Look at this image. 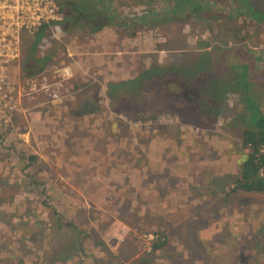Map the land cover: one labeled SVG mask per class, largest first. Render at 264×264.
Wrapping results in <instances>:
<instances>
[{"label":"rangeland","instance_id":"obj_1","mask_svg":"<svg viewBox=\"0 0 264 264\" xmlns=\"http://www.w3.org/2000/svg\"><path fill=\"white\" fill-rule=\"evenodd\" d=\"M171 1L103 0L108 3L111 15L125 19L124 22H129L128 27L116 28L115 23H106L94 33L83 30L76 23L72 28L74 32L63 40L64 33L57 25L61 17L53 0L55 21L45 22L48 27L34 56L35 59L48 57L51 63L39 76L24 77L22 68L25 64L20 62L19 50L16 64L7 71L6 85H0V128L9 132L5 139L7 144L16 138L24 144L25 152L35 157L31 174L49 181L45 188H50L47 191L52 203L58 205L56 208L63 213L76 209L85 214L95 213L96 209L90 220L91 235L97 240L100 237L107 246L104 249L107 254L131 255L136 251L133 264H162L167 263L169 257L175 264H242L239 259L247 264H264V220L259 219V214L264 211L263 193L234 196L231 205L224 207L227 215L223 212L219 217L214 216L218 219L215 221L211 214L208 220L212 222L203 229H199V225L204 224V220L192 222L180 249L181 258L188 255L189 261L180 262L179 254L173 256L171 248L176 247V241L170 235L167 236L169 248L158 250L154 256L146 255L157 227L164 230L162 225L168 224L180 230L183 222L189 221L188 215L176 211V206L185 208L189 204V209L190 203L194 202L197 213H205L209 210L208 204H197L196 196L202 193L210 202L208 192L230 195L227 184L236 173L241 150L237 131L252 129L251 123L245 122L247 117L260 115L264 118V28L262 33L247 29L248 21L240 19L235 0L204 2L205 9L202 10L210 9L211 21L205 20L201 9L190 12L194 0L180 1V8L172 9L171 16L166 15L165 8L173 7ZM241 27L247 37L233 43V35ZM196 39L206 41L208 48L194 49ZM207 56L212 64L207 66L210 70L205 71L214 76L192 84L194 79H188V75L193 73L187 74V70L196 59ZM201 63L197 65L199 70H202ZM229 63L234 64L230 73L238 78L246 75V80L251 82V101L248 99L247 105L237 92L230 91L233 80L226 69ZM143 65L162 69L157 71L163 75L151 76L150 84L138 87L137 96L131 94L134 98H128L125 93L122 99H113L110 85L134 80L140 71L138 68ZM223 79L227 89L221 95ZM51 91L57 92L56 98L47 96ZM154 91L162 98L158 95L156 103L147 104L144 100ZM116 104L119 108L122 105L131 107L133 119L126 120L111 113L110 110L116 111ZM155 105L170 113H161L152 122L146 121V110ZM248 106L256 109L250 110ZM99 135L103 136L100 138ZM7 147L0 143V182L14 184L20 180V165ZM111 147L124 150L122 156L130 154L135 166L110 155ZM84 170L90 175H84ZM176 176H184L179 185ZM211 176L220 177L215 180ZM189 177L200 182L199 188H190L188 183L192 178ZM84 182L85 187L81 188ZM95 184L96 189H93ZM124 188L130 189L134 197L135 193L142 197L136 201L129 197L127 202V219L132 215L139 217L136 222L142 230L140 233L123 224L121 219H115L116 224L109 225L108 218L103 216L102 211L107 209L115 191ZM26 195L16 193L14 196H20V199H15L13 207L14 196L6 209L0 208L3 222L9 223L12 217V230L6 228L10 236L0 241V248L5 249L3 255H9V250L15 247L20 248V244L27 252L33 249L30 242L21 241L20 234L27 233L26 229L30 227L31 219L27 217L40 209L32 202L33 197ZM71 195L75 203L69 199ZM162 195H165L164 199ZM90 196L94 203L86 200ZM77 197L81 199L77 200ZM118 197L125 199L122 195ZM260 202L262 210L258 206ZM166 214L169 216L164 217ZM193 214L191 211L190 215ZM44 215L48 212L41 213V222L51 225ZM244 219L247 221H242ZM41 247L36 242L39 254ZM3 255L0 264H11L9 260H2ZM23 259L27 264H33L29 261L30 255ZM113 259L108 260L113 262ZM91 263L89 258L84 264Z\"/></svg>","mask_w":264,"mask_h":264},{"label":"trees","instance_id":"obj_2","mask_svg":"<svg viewBox=\"0 0 264 264\" xmlns=\"http://www.w3.org/2000/svg\"><path fill=\"white\" fill-rule=\"evenodd\" d=\"M95 1L97 2L94 4L93 2L87 0H54L56 6L58 7V11L61 17V21L57 25L60 26L61 31L64 33L63 40L67 39V37L70 36L72 32H74L72 28H74L73 26H75L76 23L80 24V27L83 28V30L88 29L90 32H94V33L101 30V28L103 27L102 25H106V23L107 24L115 23L113 25H115L116 28L128 27L129 22H124L125 19L118 18V16H115L114 14L111 15L112 13L109 12L110 7L108 3L103 2V0H95ZM136 1H138L137 3H140V0H136ZM180 1L188 2L189 0H172L171 2L173 7L172 8L166 7L165 9H167V11L165 12V14L171 16L173 13L172 9H175L177 7H178L177 9H179L180 6L182 5V3H179ZM207 1L210 0H198V1L194 0V2H192V4L189 7V9L191 10L190 12L200 11V9L202 10V8L205 9L203 3ZM211 1H215V0H211ZM132 4H134L133 1ZM234 4L239 9L240 19L242 17V20L248 21V23L246 24V28L252 29L253 31H256L258 33H262L261 29L264 28V19H262L264 17V0H235ZM202 12L205 15L206 21L212 20V17L210 16L211 14L210 9L206 11L202 10ZM179 14H182V12H179ZM253 15H255L256 18H254ZM221 18L222 16H220L218 19L220 20ZM214 19L216 20V16ZM47 27H48L47 24H43L36 30V32L33 35L29 37H25L23 39L24 43H22L20 47V62H23V64H25L22 68V75L24 77L33 78L39 76L40 74L47 71L48 66L51 63V60L48 57H44L42 59L34 58L36 52V46L38 45L40 40L44 37V33ZM132 31L133 30H131V32ZM233 37L234 39L232 40V42L239 43L242 40H244L247 36L243 33V28L241 27L236 29ZM249 39L250 37L248 38V40ZM208 46L209 44L206 41L196 39L193 47L196 50H200V49H206L208 48ZM209 57L210 56H207L206 58L202 57L201 59L199 58L196 59L194 64L190 66L189 69L187 70V74L193 73L191 75H188V79L190 78L194 79L192 84H194V82H196L199 79H204L205 81H207L212 76H214L213 74L209 76L208 73L205 71L206 69H208L207 66L212 64L209 63L208 60ZM200 61H202L201 64L203 65L202 70H199L197 68L198 62ZM139 63L140 62H138V64ZM233 66L234 64L232 63L228 64V68L226 69L229 74H232L229 71H231ZM152 68L153 67L151 66L149 67V65L147 67L143 65L142 67L138 68L140 71L134 77L135 78L134 80L126 81V83L117 82L115 84H111L110 85L111 87H109V91L112 93L113 99L115 97H119L122 99L125 93H128L127 95L128 98H134L131 96V94L137 96V94L139 93L138 87L141 84L143 85H146L148 83L150 84L151 83L150 81H152L151 76H156V78H158L161 75H163V72L157 71L162 69H158V68L152 69ZM232 80H233V84L232 87L230 88V91L234 93L237 92L236 94L239 95V98H243V101H246V105H247L248 104L247 100L249 99L251 101V91H250L251 82L249 80H246V75L238 78V76L232 74ZM224 81L225 79H223L221 84V95H223L227 89L224 85ZM158 95L159 98H162V95L154 91L153 94L149 95L147 100L145 98H144L145 100L144 99L143 100L147 104L156 103L159 100V98L157 99ZM116 105H117L116 111L110 110L111 113H113L114 115H119L126 120L133 119V116L131 114L132 112L131 107L122 105V107L119 108L120 105L118 104ZM126 107L129 108L128 111L126 110ZM248 109L255 110L256 107L252 108L248 106ZM146 113L147 114L144 116L145 120L152 122L156 117V115H159L161 113L167 114L170 112L166 110H162L160 106L155 105L154 108L147 109ZM248 121L252 125L251 130L237 131V135L239 138V146L241 150L238 152L239 165L237 167L236 173L233 174V179L231 180V182H228L227 184L230 185L229 186L230 188L228 187L227 189L230 195L224 196V195H220V193L218 192L217 194L211 195V192L210 193L208 192L207 196H211L209 198L211 200L210 202L207 201L206 196H203L202 193L196 196L194 200L197 202V204L201 205V202L208 204L209 207L208 212L205 213L201 212L200 214H198L197 208L194 207L192 203H190V207L189 209H187L189 206L188 204L183 209V213L188 215L189 221L185 224L183 222V225L180 226V230L178 228H171L170 225L165 223H164L165 225H162L164 227V230H160V228L157 227L158 229L157 232L152 234L154 240L150 244L149 252L146 253L147 256H154V254L158 250H165L167 247L169 248V243L167 242V236L170 235L171 239L176 241L175 244L176 247L171 248V252L173 256L175 257V254H179L177 256L180 258V262H182V260L184 259H187L189 261L190 259L188 255L186 257L184 256L181 258L180 249L182 246H184L183 240L184 237L190 232L189 226L192 224V222L195 223L204 220L205 223L199 225L200 227L199 229H203L212 222L211 219L208 220L211 214L213 216L212 219L217 221L218 219H215L214 216L219 217L223 212L226 213L224 207H229L231 205L232 203L231 198H233L234 196L236 195L244 196L251 193L264 194V118L260 115L251 116L249 118L248 117L246 118L245 122ZM232 123L234 124V120ZM233 124H231V128ZM223 132L225 133L224 129ZM6 135L8 136L9 132L7 131L0 132V143L4 146H8L6 150H8L9 153L12 154L11 157L14 155L16 156L17 163L20 165L19 168L20 180L18 183H14V184H6L0 182V208L6 209V206H9L11 204L12 197L16 193H19L20 196L24 194H27L26 197L32 196L34 199L32 202H34L39 207L40 210H38L36 214L34 211V214L32 216L27 217V219H31V223L28 225V227L29 226L30 227L26 229L27 233L20 234L21 241L31 243L33 247L32 251H28V252L25 251L24 245L20 244L21 246L20 248L15 247L14 250H9V255H3L5 253L4 252L5 249L3 250L0 248V256L2 255L4 256L2 260H9L11 264H20L21 262L27 264V260L23 258H25L27 255H30L32 259L29 261H31L33 264H84L86 263V259L89 258L91 259L92 262L91 264H106V260L108 262L107 264H133V262L136 261V258H133L134 256H136L135 254L136 251L131 253L132 256L123 253H119L118 255L112 253L107 254L106 250H104L107 249V246H104L100 237H97L99 238V240H97L91 235V231L93 229L91 228L90 220L92 219L93 214L97 212L96 209L94 210L95 213L92 212L90 214H85L83 212L81 213L77 212L76 209L72 210V212L70 211L71 213L68 212L63 213L61 209L56 208V206L58 205L57 204L54 205L52 203L51 194H49V192L47 191L50 188L47 189L45 188V186H48L46 182L49 181H47L46 177H37L34 174L33 175L31 174V167L35 162V157L33 155H30L28 152H25L24 144L19 143V141L16 140V138H13V140L15 141L11 142L10 144H7L5 140ZM102 136L103 135H99L100 138ZM127 139L130 140V137H127ZM90 144L92 143L90 142ZM123 152L125 151L120 148L111 147L109 153L110 155H114L116 159L118 157L122 158L124 161L127 162L129 166L130 165L135 166V163L132 162L131 160L130 154L128 155L126 154L125 156H122L121 153ZM115 161L116 160H114V162ZM75 170L77 169L75 168ZM84 175L88 176L90 175V172L84 170ZM182 178L183 176L181 177L176 176V181L178 185L180 184L179 180H181ZM190 178H192L188 183L190 188H195V187L199 188L197 184H200V182L197 179H194L193 177ZM144 181H146V178ZM226 183L227 182H225V184ZM208 184L205 185L206 188L208 187ZM84 185L85 182L80 187L81 188L85 187ZM93 189H96V184L93 185ZM180 190L185 191L184 188H181ZM103 193L105 194V192ZM142 193L143 192H140V195H142ZM151 193H152V189L150 194ZM133 194L134 193L131 192V190L128 188H124L122 190H116L114 194L115 196L109 200L110 202L108 201L107 209L102 212H104L103 216L108 218L109 221L107 222L109 223V225H115L116 224L115 219H121L122 221H124L123 224L129 226L130 229L132 230L139 231L140 233L142 230H139V227L137 226L138 223L136 222V220H139V217L136 215H132L129 220L127 219L129 212L128 210L129 204H127V202L129 197L130 200L134 199L135 201L137 199L142 198L141 196L138 197L136 193L134 197ZM119 195L124 196L125 199L121 200L118 197ZM16 196L13 197L14 203H12V207L14 206V204H16L15 199H17L18 197H19L18 199H20V196L18 197ZM162 198L164 199L165 195H162ZM69 199L74 203L76 201L72 195L69 197ZM78 199L80 200L81 198L77 197V200ZM86 200L90 203H94L93 196L87 197ZM81 203L82 201H80L79 204ZM258 206L259 209L262 210L263 205H261V202L259 203ZM99 208L103 210V207H99ZM191 211L194 212L193 215H190ZM42 212H48V215H44V216L49 219L48 221H51V225L44 224L43 222H41L39 217L41 216ZM234 214H236V212ZM244 214L246 215V218H248L247 215L248 213H246V211H244ZM225 215H227V213ZM259 215H260L259 219L264 220V211L262 212V214L260 213ZM9 219H10L8 220L9 223H5L0 218V241L7 240V238L10 236L9 233H7L6 231V228L8 230H12L11 227L12 217ZM242 221L245 222L247 220L244 219ZM199 229L196 231V234L197 232L199 233ZM116 230L118 231V228ZM107 232H109V230H107ZM36 242H39L42 246L40 249V254L38 252V248H35ZM72 250H74V252L70 254ZM35 253H38L39 256L37 257L34 256ZM122 256L126 258L123 259ZM112 257L114 258L113 262L108 260L109 258ZM206 259H208V257H206ZM212 259L213 257L210 258V260ZM126 260H129V263L126 262ZM166 262L167 263L164 262L162 264H175L174 262L171 261L170 257L169 260L166 259ZM239 262L242 264H247L246 263L247 261L244 262V260L239 259Z\"/></svg>","mask_w":264,"mask_h":264},{"label":"built area","instance_id":"obj_3","mask_svg":"<svg viewBox=\"0 0 264 264\" xmlns=\"http://www.w3.org/2000/svg\"><path fill=\"white\" fill-rule=\"evenodd\" d=\"M55 12L53 0H0V16H12L8 22L0 20L1 86L6 85L7 71L17 62L21 39L30 36L47 20L55 21ZM42 88L45 89V86ZM55 94L57 92L51 91L47 96L54 98Z\"/></svg>","mask_w":264,"mask_h":264},{"label":"crops","instance_id":"obj_4","mask_svg":"<svg viewBox=\"0 0 264 264\" xmlns=\"http://www.w3.org/2000/svg\"><path fill=\"white\" fill-rule=\"evenodd\" d=\"M218 177H220V176H211V179H215V180H217ZM183 178H184V176H183ZM189 178H190V177H189ZM211 183H214V182L211 181ZM191 203H194V202H191ZM166 204H167V203H166ZM168 205H171V204H168ZM175 209H176V211H180V212L182 213L184 207L178 208V207L176 206ZM165 216H169V215L166 214V215H164V217H165ZM164 217H163V218H164ZM160 222H161V220H160ZM133 258H135V256H134ZM163 260H164V259H162V261H163ZM162 263H164V262H162Z\"/></svg>","mask_w":264,"mask_h":264},{"label":"bare ground","instance_id":"obj_5","mask_svg":"<svg viewBox=\"0 0 264 264\" xmlns=\"http://www.w3.org/2000/svg\"><path fill=\"white\" fill-rule=\"evenodd\" d=\"M11 17L12 16H7L6 18H3V17H1L0 16V20H3V21H5V22H8L10 19H11ZM61 96V95H60ZM57 97V95H54V98H56Z\"/></svg>","mask_w":264,"mask_h":264}]
</instances>
